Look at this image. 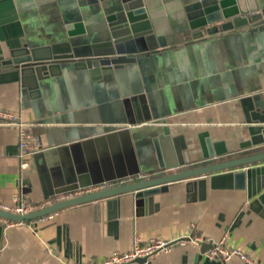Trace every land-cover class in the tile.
I'll return each mask as SVG.
<instances>
[{
    "label": "crops",
    "instance_id": "obj_1",
    "mask_svg": "<svg viewBox=\"0 0 264 264\" xmlns=\"http://www.w3.org/2000/svg\"><path fill=\"white\" fill-rule=\"evenodd\" d=\"M141 1L153 33L166 43L141 67L97 78L67 69L29 95L18 67L7 62L11 51L59 44L67 25L81 28L83 42H100L107 34L108 0H0V109L32 123L41 144L19 171L16 129L0 125V202L20 194L27 202L46 203L73 181L127 183L156 175L151 138L160 117L183 135L191 160L200 157L196 135L204 131L228 152H245L239 146L246 136L238 97L258 93L264 100V25L187 38L184 7L195 0ZM190 195L183 181H173L152 195L157 208L150 212L136 213L123 194L113 214L103 198L62 207L42 221L1 218L0 264H83L127 250L133 235L144 241L185 233L201 236L205 245L173 244L149 264H244L236 255H206V243L221 239V246H238L264 264V218L249 208L244 190L206 185L202 198Z\"/></svg>",
    "mask_w": 264,
    "mask_h": 264
},
{
    "label": "water",
    "instance_id": "obj_2",
    "mask_svg": "<svg viewBox=\"0 0 264 264\" xmlns=\"http://www.w3.org/2000/svg\"><path fill=\"white\" fill-rule=\"evenodd\" d=\"M96 3L97 0H87ZM141 0H111L104 8L110 10L105 15L106 38L98 43L87 44L79 38L83 31L65 26L66 39L59 44L30 47L24 44L11 51L8 63L19 69V82L29 95H37L40 87L49 86L55 73L67 69H78L91 78L113 75L114 70H131L134 64L141 67V61L158 48L166 45L163 35H155L144 11ZM187 28L183 34L187 38L202 37L224 32L234 27L249 28L264 25V0H195L184 7ZM242 118L243 134L240 150L228 152L220 146L219 140H212L204 131L197 133L200 157L189 158L190 148L183 135L172 131L165 117L156 124L158 131L151 138L157 159L156 175L121 183L105 189L78 196L59 199L27 211L12 212L0 208V218L8 221L24 222L44 214L82 202L105 198L109 209L116 207L118 198L127 194L131 198L136 213L150 212L157 208L152 195L164 191L173 181H183L186 196L191 192L202 198L206 185L210 188H234L244 190L250 209L264 218V100L258 93L238 97ZM113 127L100 126V129ZM220 146V147H219ZM197 161V165L182 168ZM76 180V179H75ZM24 181L19 183L23 185ZM90 181H87L88 183ZM73 181L59 187L56 192L81 185ZM27 191L21 187V191ZM2 225L0 224V237ZM207 248L213 243L208 242ZM205 245L200 242V247ZM137 259L136 263L149 264Z\"/></svg>",
    "mask_w": 264,
    "mask_h": 264
},
{
    "label": "built area",
    "instance_id": "obj_3",
    "mask_svg": "<svg viewBox=\"0 0 264 264\" xmlns=\"http://www.w3.org/2000/svg\"><path fill=\"white\" fill-rule=\"evenodd\" d=\"M32 123L24 121L19 118L18 114L14 111L0 109V125L12 126L16 129V158L18 161L19 171L24 170L28 164L33 152L41 148L39 135L32 132L30 129ZM129 125V124H127ZM127 178H115L110 180H102L99 182L90 183L84 186H76L58 193L57 199L53 201L69 198L73 196L82 195L85 193L105 189L114 185L125 182ZM47 201L46 203H31L25 201L20 194L15 195L8 202H0V208L12 212H27L53 202ZM51 216V213L44 214L35 219L42 221ZM1 219V218H0ZM3 219V218H2ZM7 221L6 223H18L17 221ZM202 237L199 235H192L185 233L183 235L166 239L163 237H148L146 240L141 241L137 235H133L130 247L124 251L114 250L109 254L85 261L83 264H130L135 263L137 259H143V262L148 261L154 255L160 252L168 251L173 244H184L186 242L191 244H199ZM222 239L214 242L211 248L206 250L208 257L220 256L221 258L228 259L231 255H236L244 264H256L253 257L248 256L238 246L223 247L221 246Z\"/></svg>",
    "mask_w": 264,
    "mask_h": 264
},
{
    "label": "trees",
    "instance_id": "obj_4",
    "mask_svg": "<svg viewBox=\"0 0 264 264\" xmlns=\"http://www.w3.org/2000/svg\"><path fill=\"white\" fill-rule=\"evenodd\" d=\"M24 222H26V221H24Z\"/></svg>",
    "mask_w": 264,
    "mask_h": 264
}]
</instances>
